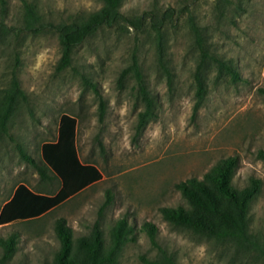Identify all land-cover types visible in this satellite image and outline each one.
Listing matches in <instances>:
<instances>
[{"label":"rangeland","instance_id":"1","mask_svg":"<svg viewBox=\"0 0 264 264\" xmlns=\"http://www.w3.org/2000/svg\"><path fill=\"white\" fill-rule=\"evenodd\" d=\"M6 1V15L0 3V22L4 20L10 31L8 35L0 31V88L16 73L28 102L13 121L10 133L15 140L5 136L0 141V212L17 184L24 182L33 190L41 187L38 171L21 158L17 143L39 159L42 143L57 139L64 114L77 120L80 159L102 172L101 180L42 218L0 224V237L20 233L18 249L7 264H54L60 247L55 219L65 217L76 236L88 234L108 189L114 201L104 211V229L125 216L136 228L137 240L125 246L119 264H146L143 257L156 255L148 235L140 230L145 221L157 226L159 242L182 264H264L171 226L160 211L163 206L185 203L176 183L202 177L219 159L235 156V185L243 187L251 177L262 181L250 217L252 231L264 241V161L258 157L264 149L260 90L264 87V0H123L122 11L127 15L141 13L155 1L163 9H176L164 38L171 85L158 65L149 27L102 28L76 49L73 67L57 72L61 56L57 35L22 29L23 1ZM29 1L38 6L44 21L75 19L102 6V0ZM190 13L202 28L211 53L232 63L240 74L235 81L209 66L206 94L196 113L195 72L200 51L189 27ZM134 53L157 99L156 117L141 135L136 126L144 104L133 92L135 80L128 77L123 88L118 86L120 73ZM82 75L97 83L106 101L103 121L99 120L98 98L85 87Z\"/></svg>","mask_w":264,"mask_h":264},{"label":"trees","instance_id":"2","mask_svg":"<svg viewBox=\"0 0 264 264\" xmlns=\"http://www.w3.org/2000/svg\"><path fill=\"white\" fill-rule=\"evenodd\" d=\"M22 1V29L32 34L52 32L57 35L61 52L56 64L57 72L73 67L76 49L102 28L127 29L131 26L142 30L149 27L154 33L158 65L167 74L169 84H172L164 38L166 25L173 23V17L177 14L174 7L163 9L155 1L151 8L127 15L122 11L123 0H102V6L98 10L75 19L44 21L34 2ZM0 3L3 15H6L7 1L0 0ZM188 22L194 44L200 51V61L195 72L198 98L194 109L196 113L206 94L205 72L209 66H216L219 75H229L235 81L240 80V74L232 63L211 53L202 28L191 13ZM0 31L9 34L10 29L4 20L0 22ZM128 77L135 80L133 92L144 104V108L139 111L136 126L137 135H141L148 123L156 117L157 99L146 81L136 53L133 54L131 63L120 73V88L125 86ZM82 78L85 87L92 89L98 98L99 120L103 121L106 101L96 82L85 75ZM260 90L264 96V87ZM27 102L28 95L22 88L18 75L14 73L10 82L0 88V141L5 136L15 140L10 130L21 107ZM76 128L77 120L74 116L62 115L57 139L42 143L39 159L28 153L21 143H17L21 158L38 171L40 178L44 181L57 180L60 188L58 191L41 188L33 190L24 182L17 184L2 207L0 224L38 220L102 179V172L95 164L80 159ZM258 157L264 161V149L258 151ZM237 165L235 156L224 157L215 162L202 177L193 176L176 183L175 187L181 192L185 203L163 206L160 211L171 226L226 245L245 258L252 257L253 260L264 263V241L252 231L250 217L252 205L260 194L262 181L251 177L245 186L238 187L234 184ZM113 201V192L108 189L105 202L99 209V218L88 234L76 236L74 228L65 217L55 219L54 230L60 247L54 254V264L120 263L123 249L129 242H135L137 235L135 226L127 216L115 219L104 229V211ZM140 230L148 235L157 250L153 258L143 257L146 264H182L173 252L159 242L158 228L153 222H143ZM19 240L18 231H12L6 238L0 237V264H7L13 258Z\"/></svg>","mask_w":264,"mask_h":264},{"label":"crops","instance_id":"3","mask_svg":"<svg viewBox=\"0 0 264 264\" xmlns=\"http://www.w3.org/2000/svg\"><path fill=\"white\" fill-rule=\"evenodd\" d=\"M40 186H41L40 188L42 190H46V191H52V190H57L58 191L59 188H60V184H59V182L57 180H53V181H44V180H42Z\"/></svg>","mask_w":264,"mask_h":264}]
</instances>
